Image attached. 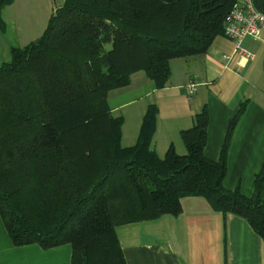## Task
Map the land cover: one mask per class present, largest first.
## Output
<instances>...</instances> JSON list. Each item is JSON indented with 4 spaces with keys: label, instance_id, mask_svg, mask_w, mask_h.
<instances>
[{
    "label": "trees",
    "instance_id": "16d2710c",
    "mask_svg": "<svg viewBox=\"0 0 264 264\" xmlns=\"http://www.w3.org/2000/svg\"><path fill=\"white\" fill-rule=\"evenodd\" d=\"M0 0V30L6 31ZM235 0H64L42 33L11 45L0 64V216L14 245L72 247L70 264H127L117 226L177 216L181 199L204 197L245 219L264 239V163L250 195L223 186L234 130L228 120L217 160L204 154L206 106L180 131L186 152L152 147L150 104L134 144L121 143L123 117L108 93L143 71L167 85L170 62L207 52ZM264 12V0H253Z\"/></svg>",
    "mask_w": 264,
    "mask_h": 264
},
{
    "label": "crops",
    "instance_id": "0c3cea01",
    "mask_svg": "<svg viewBox=\"0 0 264 264\" xmlns=\"http://www.w3.org/2000/svg\"><path fill=\"white\" fill-rule=\"evenodd\" d=\"M51 3L19 0L27 31L33 25L44 29L57 7ZM234 47L232 39L219 34L206 53L172 59L170 78L161 88L143 71H136L128 85L109 91L108 105L114 115L123 117V146L135 143L147 107L156 105L152 147L160 156L170 145L178 154L186 152L180 131L191 127L194 116L206 106L204 154L217 160L228 120L246 100L229 148L223 186L234 189L239 185L243 194L250 195L254 175L264 163V33L242 40L241 47L250 55L235 52ZM189 81L196 83L191 97L185 91ZM181 206L177 216L164 214L117 226L127 264H264V239L245 219L224 216L201 196L183 197ZM71 253L69 243L50 248L33 243L14 245L0 216V264H70Z\"/></svg>",
    "mask_w": 264,
    "mask_h": 264
},
{
    "label": "built area",
    "instance_id": "2783aa9c",
    "mask_svg": "<svg viewBox=\"0 0 264 264\" xmlns=\"http://www.w3.org/2000/svg\"><path fill=\"white\" fill-rule=\"evenodd\" d=\"M264 33V12L258 10L253 0H235L224 19L223 34L232 39L235 52L250 55L241 47L247 36L259 37ZM188 97L196 92V83L189 81L185 85Z\"/></svg>",
    "mask_w": 264,
    "mask_h": 264
},
{
    "label": "rangeland",
    "instance_id": "374dc122",
    "mask_svg": "<svg viewBox=\"0 0 264 264\" xmlns=\"http://www.w3.org/2000/svg\"><path fill=\"white\" fill-rule=\"evenodd\" d=\"M14 2L17 4L11 3L3 9L2 13L7 29L5 32L0 30V64L10 59L9 47L11 45L23 46L36 39L43 31V27H37V25H33V28L27 31V21H24L25 15L20 12L19 0H14ZM63 2L64 0H52L54 6L57 7Z\"/></svg>",
    "mask_w": 264,
    "mask_h": 264
}]
</instances>
